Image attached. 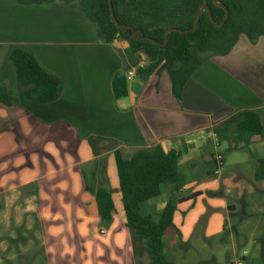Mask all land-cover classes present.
I'll return each instance as SVG.
<instances>
[{
    "label": "crops",
    "instance_id": "crops-1",
    "mask_svg": "<svg viewBox=\"0 0 264 264\" xmlns=\"http://www.w3.org/2000/svg\"><path fill=\"white\" fill-rule=\"evenodd\" d=\"M7 2L19 11L24 7L14 0ZM66 4L69 2L39 5L66 14ZM46 35L49 38L45 32H38L31 42L23 35H13L8 42L0 43V86L8 88L12 98L9 106L0 105V231L8 236L11 229L22 224L34 228L38 221L42 224V236L82 238V245L73 246L72 252L84 257L93 254L94 247L84 241L94 237L91 227L104 230L114 239L129 231L118 192L114 150L119 149L123 156L127 154L125 158H130L140 148L159 144L164 151L173 148L181 152L178 168L185 182L178 190L166 184V196L147 203L151 210L158 212L170 199L197 194L176 204L174 226L164 237L166 249L171 252L180 238L189 236L191 227L185 223L188 203L197 197L206 199L203 191L217 183L209 167V161L214 167L210 158L213 151L208 145L213 144V126L238 110L264 106L263 87L259 90L248 79L255 72L247 64L234 61L230 52L212 60L204 58L185 82L180 99L173 95L165 71L138 73L125 82L126 95L115 98L113 77L123 76L129 66L125 42H104L96 29L88 35L79 33L76 39L53 40L54 36ZM10 44L31 50L47 71L62 79L63 91L55 102L40 104L22 96L5 60ZM253 140L257 142L252 143L254 146L264 148V138L254 136ZM253 180L261 181L255 180L254 172ZM188 185L189 192L181 194ZM46 186L58 192L51 195ZM99 186L112 190L115 204L113 219L107 227L97 225L92 194L87 190ZM228 193V199H208V208L216 215L210 216L207 223H213L218 231L241 207H259L264 202L259 196L247 195L244 199L242 192L232 189ZM50 249L44 246L36 253L47 255ZM17 253L18 257L24 256L20 249ZM242 257L246 264L248 261ZM34 259L31 264H39Z\"/></svg>",
    "mask_w": 264,
    "mask_h": 264
},
{
    "label": "trees",
    "instance_id": "trees-1",
    "mask_svg": "<svg viewBox=\"0 0 264 264\" xmlns=\"http://www.w3.org/2000/svg\"><path fill=\"white\" fill-rule=\"evenodd\" d=\"M20 5H39L54 2L76 1L79 10L95 24L100 40L110 43L121 40L126 43L125 56L130 65L144 58L147 64L139 73L160 74L166 72L171 82L173 95L181 98L185 82L201 65L205 54L225 56L236 45L240 36L250 41L264 39V0H110L115 18L120 24L132 28L138 37L135 40L130 29H120L110 20L108 0H14ZM208 6L212 20L221 23L216 27L204 11L195 30L191 31L198 11ZM168 29L187 30L186 33ZM6 63L13 72L14 82L24 98L40 104L55 102L63 91L62 79L47 71L34 53L20 44H10ZM3 66L0 67V71ZM112 89L115 98L126 95L123 76L114 75ZM8 88L0 86V105L11 104ZM213 133L228 143L225 151L248 148L254 136L264 137V123L258 109L247 108L236 111L212 128ZM181 152L178 149L164 151L155 144L138 149L130 158H125L119 149L114 150V164L118 181V192L122 203L125 226L130 234L143 240L144 249L151 264H173L164 252V234L174 226L176 204L194 198L189 194L179 199H170L155 213H144L142 206L160 195L161 186L170 184L178 190L185 178L178 168ZM255 180L264 179V157L257 159ZM92 194L93 211L97 220L109 225L115 213L112 191L104 186L87 189Z\"/></svg>",
    "mask_w": 264,
    "mask_h": 264
},
{
    "label": "rangeland",
    "instance_id": "rangeland-1",
    "mask_svg": "<svg viewBox=\"0 0 264 264\" xmlns=\"http://www.w3.org/2000/svg\"><path fill=\"white\" fill-rule=\"evenodd\" d=\"M7 1L0 0V43L8 42L13 38V35H23L24 38L26 37L25 40L31 42L37 37L38 32L41 34L45 32L46 38H49L46 34L54 36L53 40L76 39L79 38V33L85 32L88 35L96 29L95 24L80 12L76 1L63 6L66 8V14L58 13L53 9L49 10L41 5H22L24 7L19 11L9 5ZM231 54L232 57H235L234 61L247 64L250 70L255 72L250 75L249 81L259 90L261 87L264 89V84H262L264 82V39L250 41L245 36H240L232 48ZM215 56L217 55L205 54V58L211 60ZM256 82H261V84ZM214 100L216 99L211 98V101ZM258 111L264 123V106L258 108ZM212 137L217 145L211 140L213 144H208L210 150L214 155L219 154L223 158L222 165L217 172L215 166L213 167L209 161V167L212 172L214 171L212 179L215 178L217 183L215 187L203 191L206 199L197 197L188 203L190 207L187 208L188 215L185 223L187 227H191L189 236L186 239L180 238L171 252H168L169 249H166L164 242L165 255L173 264H235L239 259H242L244 264L242 256L248 261L246 264H264V202L259 207L254 205L241 207L237 214L229 218L228 224H222L223 230L218 231L213 223H207L210 216L216 215L209 210L208 206L211 202L208 199L221 197L228 199V197L230 198L228 193L230 189L233 192H242L245 196L242 197L244 199L247 195H251L259 196L264 201V180L258 182L253 180L256 161L264 157V148H257L253 145L257 142L250 140L248 148L225 151L224 148L228 143L220 140L214 133ZM124 156L126 157L127 154L125 153ZM210 158L212 160L213 155ZM178 167L181 168V166ZM197 171L201 172L202 169L197 168ZM165 187V184L161 186L158 197L143 204L142 211L144 213L150 212L155 217L157 211L151 210L147 203L161 201L163 194L165 196L167 194L164 193ZM189 188L191 189V186L188 185L180 193L187 194ZM46 190L51 195L58 192L56 189V191H51L48 186H46ZM97 221L98 226L107 227L106 223ZM24 225L11 229L8 236L4 231H0V264L17 261L31 264L34 257V260L39 264H45L48 261L50 264H151V259L144 249L143 240L133 236L127 230L125 235L114 239L111 235L107 236L104 230H95V227H91L90 230L95 231L94 237L92 235V237L85 238L84 241L94 247V253H88L84 257V254L81 256V253L76 255L72 252L74 247L82 245V238L44 237L40 234L42 231L40 222H35L34 228H26ZM170 231L168 229L165 232V238L171 233ZM44 246H50L51 253L47 255L43 252L41 255L36 253V251L41 252ZM72 247L73 249H71ZM18 249L23 251L24 256L18 257L20 255L17 253ZM32 249L35 250V253L31 252ZM24 252L29 253L25 254ZM38 254L39 257H36Z\"/></svg>",
    "mask_w": 264,
    "mask_h": 264
},
{
    "label": "water",
    "instance_id": "water-1",
    "mask_svg": "<svg viewBox=\"0 0 264 264\" xmlns=\"http://www.w3.org/2000/svg\"><path fill=\"white\" fill-rule=\"evenodd\" d=\"M109 2V8H110V20L113 24H115L118 28L120 29H130L131 30V34H132V37L135 39V40H139V41H142V40H148L154 44H158L157 42H155L154 40L148 38V37H138L135 35V32L132 28H130L129 26L125 25V24H120L117 19L115 18V15H114V12H113V9H112V6H111V2L110 0H108ZM214 4L217 5V6H222L220 3L217 2V0H213ZM224 10H225V17L223 19V21L221 23H216L212 20V17H211V14H210V11H209V7L208 6H203L197 13L195 19H194V22H193V27L190 29L191 31L195 30L196 26H197V22L201 16V14L205 11L209 17V19L214 23V25L216 27H220L224 21L227 19L228 17V10L224 7ZM170 31H178V32H181V33H186L188 32L187 30H177V29H168L165 34H164V40H163V43H161L160 45H164L167 41V34L170 32Z\"/></svg>",
    "mask_w": 264,
    "mask_h": 264
},
{
    "label": "built area",
    "instance_id": "built-area-1",
    "mask_svg": "<svg viewBox=\"0 0 264 264\" xmlns=\"http://www.w3.org/2000/svg\"><path fill=\"white\" fill-rule=\"evenodd\" d=\"M146 64H147L146 59L142 58L139 61H137V63H135L134 65L128 66L124 70V73H123V78H124L125 82L126 83L130 82L140 72V70L145 67ZM212 141H214L215 145H217V142L215 141V139H213V137H212ZM222 161H223V158L221 155H219V154L214 155L213 154V162H214L216 172H217L218 168L222 165ZM235 264H243V260L239 259L236 261Z\"/></svg>",
    "mask_w": 264,
    "mask_h": 264
}]
</instances>
